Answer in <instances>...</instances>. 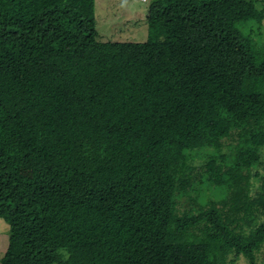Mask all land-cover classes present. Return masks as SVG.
<instances>
[{
	"label": "trees",
	"instance_id": "trees-1",
	"mask_svg": "<svg viewBox=\"0 0 264 264\" xmlns=\"http://www.w3.org/2000/svg\"><path fill=\"white\" fill-rule=\"evenodd\" d=\"M145 20L103 41L95 0H0V264H257L264 0Z\"/></svg>",
	"mask_w": 264,
	"mask_h": 264
},
{
	"label": "rangeland",
	"instance_id": "rangeland-1",
	"mask_svg": "<svg viewBox=\"0 0 264 264\" xmlns=\"http://www.w3.org/2000/svg\"><path fill=\"white\" fill-rule=\"evenodd\" d=\"M151 0H95L96 26L99 38L103 41H135L142 42L147 38L146 10ZM264 161V152H263ZM38 160L35 156H25L21 165L23 174L36 179L39 173L36 170ZM255 186L252 194L255 195L257 185L264 179V162L258 167ZM261 209H259V212ZM264 220V213L260 215ZM8 243V225L0 218V258ZM257 264H264V246L256 256ZM235 264H247L245 258H239Z\"/></svg>",
	"mask_w": 264,
	"mask_h": 264
}]
</instances>
